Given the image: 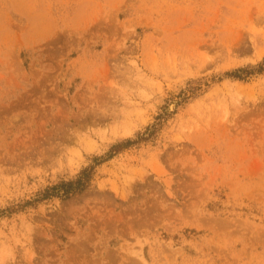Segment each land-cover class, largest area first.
Wrapping results in <instances>:
<instances>
[{
  "label": "rangeland",
  "instance_id": "rangeland-1",
  "mask_svg": "<svg viewBox=\"0 0 264 264\" xmlns=\"http://www.w3.org/2000/svg\"><path fill=\"white\" fill-rule=\"evenodd\" d=\"M262 63L264 0H0V264H264Z\"/></svg>",
  "mask_w": 264,
  "mask_h": 264
},
{
  "label": "trees",
  "instance_id": "trees-1",
  "mask_svg": "<svg viewBox=\"0 0 264 264\" xmlns=\"http://www.w3.org/2000/svg\"><path fill=\"white\" fill-rule=\"evenodd\" d=\"M263 63L257 65L255 68H251V71H257V72H262L264 71V67H263ZM240 70H237V72H239ZM243 71H246L245 69ZM237 72L231 73L230 76L232 77H239L237 76ZM129 145V144H127ZM113 149V148H112ZM97 160V158H95ZM93 168L92 167H88V168H84L80 174L78 175V177L76 178V180L74 182H68L67 184H65L66 190L64 191L65 194H68L69 191L72 188H83L85 186V184H87L91 178V173H92Z\"/></svg>",
  "mask_w": 264,
  "mask_h": 264
}]
</instances>
